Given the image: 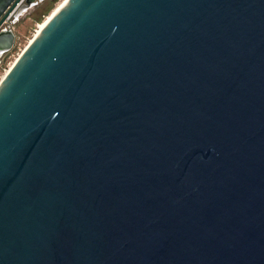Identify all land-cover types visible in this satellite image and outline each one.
<instances>
[{"label":"water","instance_id":"water-1","mask_svg":"<svg viewBox=\"0 0 264 264\" xmlns=\"http://www.w3.org/2000/svg\"><path fill=\"white\" fill-rule=\"evenodd\" d=\"M0 264H264V0H67L0 82Z\"/></svg>","mask_w":264,"mask_h":264},{"label":"rangeland","instance_id":"rangeland-1","mask_svg":"<svg viewBox=\"0 0 264 264\" xmlns=\"http://www.w3.org/2000/svg\"><path fill=\"white\" fill-rule=\"evenodd\" d=\"M64 1L48 0L41 6L38 4L32 5L26 12H23L24 14L18 15V19H16L17 44L5 57H0V82L23 50L33 40L38 32L39 25Z\"/></svg>","mask_w":264,"mask_h":264},{"label":"flooded vegetation","instance_id":"flooded-vegetation-1","mask_svg":"<svg viewBox=\"0 0 264 264\" xmlns=\"http://www.w3.org/2000/svg\"><path fill=\"white\" fill-rule=\"evenodd\" d=\"M46 1H48V0H23V2L20 4V7L18 8V10L16 11V13H15L14 15H19V14H21V13H23V12H26L27 9H29L32 5H35V4H38L39 6H41V5H43V3H45ZM14 15L10 18V21H9L8 24L12 23V19H13ZM17 40H18V36H17V34L15 33V41H14L13 48L15 47V45H16V43H17ZM13 48H12V49H13ZM12 49H11V50H12ZM11 50H10V51H11ZM10 51L3 52V53L0 52V57H2V56L5 57L6 54H7L8 52H10Z\"/></svg>","mask_w":264,"mask_h":264},{"label":"built area","instance_id":"built-area-1","mask_svg":"<svg viewBox=\"0 0 264 264\" xmlns=\"http://www.w3.org/2000/svg\"><path fill=\"white\" fill-rule=\"evenodd\" d=\"M23 2V0H21V2L14 8V10L11 12V14L9 15V17L5 20V22L1 25L0 27V33L1 32H9L12 31L14 33H16V19H18V15H14L16 13V11L18 10V8L20 7V4ZM24 14V13H21ZM13 17L12 19V23L8 24L10 21V18ZM17 44V43H16ZM16 46V45H15ZM10 51V50H9ZM7 52V51H6ZM3 57V56H2Z\"/></svg>","mask_w":264,"mask_h":264},{"label":"bare ground","instance_id":"bare-ground-1","mask_svg":"<svg viewBox=\"0 0 264 264\" xmlns=\"http://www.w3.org/2000/svg\"><path fill=\"white\" fill-rule=\"evenodd\" d=\"M67 0H65L64 2H62L54 11L53 13L43 22L39 25V29H38V32L37 34L41 31V29L45 26V24L50 20V18L57 12V10L66 2ZM36 34V35H37ZM35 35V36H36ZM32 41V40H31Z\"/></svg>","mask_w":264,"mask_h":264}]
</instances>
